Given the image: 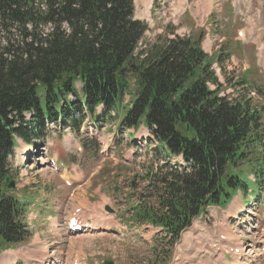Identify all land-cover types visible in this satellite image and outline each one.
Returning a JSON list of instances; mask_svg holds the SVG:
<instances>
[{
  "label": "trees",
  "instance_id": "1",
  "mask_svg": "<svg viewBox=\"0 0 264 264\" xmlns=\"http://www.w3.org/2000/svg\"><path fill=\"white\" fill-rule=\"evenodd\" d=\"M147 31L133 0H0V251L30 236L24 205L5 190L17 140L35 145L54 123L77 133L87 114L121 130L144 124L159 156H183V169L157 179L156 208L138 213L172 241L206 207L245 188L237 170L250 155L264 189L259 111L246 98L221 96L200 39L159 37L138 52ZM127 94L132 107L121 119Z\"/></svg>",
  "mask_w": 264,
  "mask_h": 264
},
{
  "label": "rangeland",
  "instance_id": "2",
  "mask_svg": "<svg viewBox=\"0 0 264 264\" xmlns=\"http://www.w3.org/2000/svg\"><path fill=\"white\" fill-rule=\"evenodd\" d=\"M135 3V18L148 26L143 45L152 44L159 37L180 35L198 41L210 35L211 42L204 40L203 50L214 62L213 69L222 84L221 96H228L230 101L246 98L259 111L264 123V0H207L204 3L201 0H135ZM242 33L246 38L240 37ZM142 49L140 46L138 52ZM136 89L134 84L132 90ZM26 118L30 119V115ZM47 126L46 141L36 140L35 146L29 147L19 140L16 155L11 158L14 170L11 177L18 188L7 194L27 204L25 220L32 230L25 245L17 247L23 253H30L36 234L44 232L43 240L52 248L43 247L49 246V254L63 260L56 264H73L76 254H80L82 264L106 261L156 264L164 255H170L169 264H209L208 259L215 263L218 256L210 244L220 232H227L231 242L242 240L258 254L248 261L246 256L237 263L264 264V189L258 190L249 165L256 155L241 162L237 170L249 189V196H242L245 208L234 215L230 225L221 217L220 211L224 208L205 210L185 231L196 227L189 244L185 242V233L182 243L179 242L183 250L177 252V246L174 249L168 246L169 235L166 238L158 235V230L143 225L136 215L137 209L156 208V181L170 171L154 153L153 145L147 143L150 135L147 129L139 128L135 135L140 141L133 144L128 132L120 131L116 123L102 128L93 126L85 132L94 139L88 144L70 128L61 132L59 123ZM53 163H61L60 170ZM84 201L103 214L101 222L110 224L111 229L97 227L76 234L68 230L69 218L84 208L80 204ZM107 207L113 212H108ZM157 211L162 214L161 208ZM86 220L90 225L93 222L89 215ZM66 251L68 256L59 254L65 255ZM227 256L230 259L231 255Z\"/></svg>",
  "mask_w": 264,
  "mask_h": 264
},
{
  "label": "bare ground",
  "instance_id": "3",
  "mask_svg": "<svg viewBox=\"0 0 264 264\" xmlns=\"http://www.w3.org/2000/svg\"><path fill=\"white\" fill-rule=\"evenodd\" d=\"M244 38H246L245 37V35H244ZM248 38V37H247ZM81 199V198H80ZM79 200V199H78ZM76 201V200H75ZM80 204H84V209H85V211H81L80 210V213L78 214L77 212L75 213V216H73V217H71L70 218V221L72 220V219H76L77 220V223H76V225H79V226H82V227H87L86 225L87 224H89L88 225V228H97V227H100L101 229H107V230H109V229H111V225L110 224H103L101 221H102V217H103V214L102 213H100L99 211H97V209H96V207H91L89 204H88V201H84V202H82V203H80ZM74 209V208H73ZM76 211V210H75ZM79 211V210H78ZM83 215H89V217L93 220V222H91V225H90V223H88L87 221H85V219L82 217ZM93 215H96L97 216V218H94L93 217ZM192 231H196V227H193V229L191 230V231H189V232H187L186 233V235H185V242L187 243V244H189V241H190V237L191 236H193V232ZM184 236V235H183ZM234 240V239H233ZM193 242V241H192ZM73 244V246L74 247H76L75 246V244L74 243H72ZM192 245V244H191ZM45 247H47V249L46 250H51L50 249V247L49 246H45ZM41 249L43 248V246L42 247H40ZM189 248H190V246L189 245H187V247H186V249H188L189 250ZM180 258V257H179ZM184 258V257H183ZM181 259V258H180ZM180 259H178V260H180ZM209 263V262H208Z\"/></svg>",
  "mask_w": 264,
  "mask_h": 264
},
{
  "label": "water",
  "instance_id": "4",
  "mask_svg": "<svg viewBox=\"0 0 264 264\" xmlns=\"http://www.w3.org/2000/svg\"><path fill=\"white\" fill-rule=\"evenodd\" d=\"M15 187V183L14 182H11L9 185H8V188L9 189H13ZM107 264H113V263H107Z\"/></svg>",
  "mask_w": 264,
  "mask_h": 264
}]
</instances>
